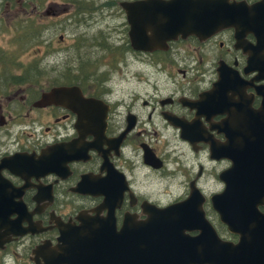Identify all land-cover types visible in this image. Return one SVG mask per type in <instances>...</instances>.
<instances>
[{
  "label": "flooded vegetation",
  "instance_id": "1",
  "mask_svg": "<svg viewBox=\"0 0 264 264\" xmlns=\"http://www.w3.org/2000/svg\"><path fill=\"white\" fill-rule=\"evenodd\" d=\"M16 1L0 0V264H124L121 257L102 261L108 245H125L121 235L137 236L153 219L160 220L157 228H173L151 210L186 198L191 188L201 193L203 215L217 238L236 242L238 233L219 220L210 196L233 179L230 156L242 176L255 151L260 165L251 170L264 180V143L251 150L241 134L252 129V120L220 101L243 99L258 110L264 70L257 69V55L248 70L231 28L134 50L120 6L134 0H119L126 38L116 43L114 64L125 63L127 49L140 63L159 64L170 81L50 78L40 49L17 43L41 37L48 27L44 15L59 8L48 5L39 13L34 0ZM17 12L40 17L35 32L25 30L26 20L17 26ZM244 42L255 44V38L246 34ZM219 66L235 81H217ZM225 131L234 133L231 144ZM207 182L215 187L206 191ZM257 208L264 212V198ZM76 228L89 235L78 241L91 245L92 260L64 254L54 261L50 251L62 229Z\"/></svg>",
  "mask_w": 264,
  "mask_h": 264
},
{
  "label": "water",
  "instance_id": "2",
  "mask_svg": "<svg viewBox=\"0 0 264 264\" xmlns=\"http://www.w3.org/2000/svg\"><path fill=\"white\" fill-rule=\"evenodd\" d=\"M120 6L128 24L129 45L134 50L163 49L166 41L177 36L204 39L221 29L231 28L237 46L246 53V68L249 70L256 62L257 55V69L264 70V0L250 3L245 0H134L120 2ZM246 34L254 36L255 44L244 42ZM217 70V81H235L224 72V67L219 66ZM258 78L264 79V73L260 72ZM60 90L68 88L60 87ZM259 94L260 107L253 111L243 99L238 103L220 101L226 109L230 105L237 106L243 117L252 120V129L241 134L242 141L250 143L251 150L259 149L264 143V90ZM224 135L225 143L234 141L233 132L225 131ZM210 147L213 150V146ZM220 147L229 152V146L222 148L220 144ZM252 155L253 159L248 156V170L242 171V176L237 173V161L230 156L228 171L233 179H225L223 191L210 196L219 220L229 231L238 233L236 242L217 238L203 215L201 193L191 188L186 198L166 208L151 210L165 216L162 222H169L173 228H157L160 220L153 219L151 224L140 228L139 235H121L126 239L125 245H108L106 259L102 261L112 257L117 261V257H121L124 264H264V212L257 208L263 202L264 180L255 173L258 170H251L252 165H260L254 160L255 151ZM236 173L239 180L234 179ZM2 219L4 216L0 214ZM196 230L194 235L186 233ZM88 236L77 228L62 229L58 243L50 251L55 255L54 261L64 254L81 255L77 261H91V245L78 241L89 239ZM68 259L64 260L69 262Z\"/></svg>",
  "mask_w": 264,
  "mask_h": 264
},
{
  "label": "rangeland",
  "instance_id": "3",
  "mask_svg": "<svg viewBox=\"0 0 264 264\" xmlns=\"http://www.w3.org/2000/svg\"><path fill=\"white\" fill-rule=\"evenodd\" d=\"M117 1L119 0H34L32 5L40 10L39 13L48 5H54L59 10L49 13V16L44 15V24L48 27L40 33L41 37L26 36V40H19L17 44L40 49L44 55L42 67L50 78H56L60 73L70 81L81 78H99L104 81H170L167 71L159 64L140 63L127 49L122 53L125 63L114 64L113 54L120 46L116 43H121L126 38V24L123 14L118 10ZM12 4L16 6L17 1L12 0ZM17 13V26L26 20L25 30L35 32L37 19L40 17ZM207 183V186L204 185L206 191L215 187L213 182Z\"/></svg>",
  "mask_w": 264,
  "mask_h": 264
},
{
  "label": "trees",
  "instance_id": "4",
  "mask_svg": "<svg viewBox=\"0 0 264 264\" xmlns=\"http://www.w3.org/2000/svg\"><path fill=\"white\" fill-rule=\"evenodd\" d=\"M74 79H77V78H74Z\"/></svg>",
  "mask_w": 264,
  "mask_h": 264
}]
</instances>
